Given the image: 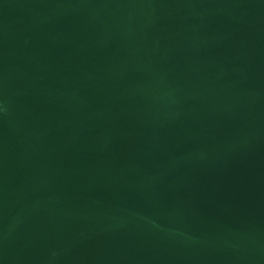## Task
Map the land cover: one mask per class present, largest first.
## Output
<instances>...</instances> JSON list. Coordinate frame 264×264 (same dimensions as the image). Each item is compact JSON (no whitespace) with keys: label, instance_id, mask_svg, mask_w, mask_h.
Returning <instances> with one entry per match:
<instances>
[{"label":"water","instance_id":"95a60500","mask_svg":"<svg viewBox=\"0 0 264 264\" xmlns=\"http://www.w3.org/2000/svg\"><path fill=\"white\" fill-rule=\"evenodd\" d=\"M0 264H264V0H0Z\"/></svg>","mask_w":264,"mask_h":264}]
</instances>
